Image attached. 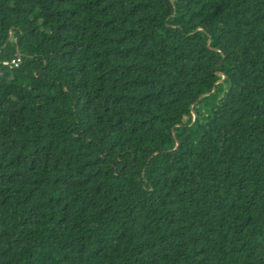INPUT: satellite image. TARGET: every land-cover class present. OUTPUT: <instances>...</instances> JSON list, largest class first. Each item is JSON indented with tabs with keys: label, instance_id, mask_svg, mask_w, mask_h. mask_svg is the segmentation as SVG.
I'll list each match as a JSON object with an SVG mask.
<instances>
[{
	"label": "trees",
	"instance_id": "16d2710c",
	"mask_svg": "<svg viewBox=\"0 0 264 264\" xmlns=\"http://www.w3.org/2000/svg\"><path fill=\"white\" fill-rule=\"evenodd\" d=\"M0 264H264V0H0Z\"/></svg>",
	"mask_w": 264,
	"mask_h": 264
},
{
	"label": "built area",
	"instance_id": "2783aa9c",
	"mask_svg": "<svg viewBox=\"0 0 264 264\" xmlns=\"http://www.w3.org/2000/svg\"><path fill=\"white\" fill-rule=\"evenodd\" d=\"M22 62V56H19L18 58L12 60L10 63L5 62L4 64H8L14 67H18L20 65V63Z\"/></svg>",
	"mask_w": 264,
	"mask_h": 264
}]
</instances>
